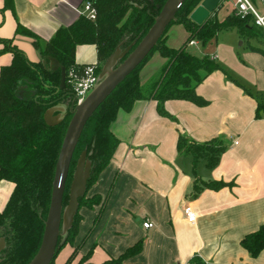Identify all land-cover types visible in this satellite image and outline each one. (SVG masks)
I'll return each mask as SVG.
<instances>
[{"label":"crops","instance_id":"obj_1","mask_svg":"<svg viewBox=\"0 0 264 264\" xmlns=\"http://www.w3.org/2000/svg\"><path fill=\"white\" fill-rule=\"evenodd\" d=\"M4 1L0 0V50L3 40L11 39L30 61L38 62L34 40L44 45L58 28L71 25L87 0H12L13 9L4 7ZM18 24L31 34L16 31ZM168 38L167 34L166 42ZM243 43L242 39L239 48L235 43L219 44L209 56L252 93L264 94V55ZM199 44L196 40L192 46ZM75 52L78 65L96 64L95 45H78ZM11 60V52H0V67ZM156 62L153 76L160 73L166 59ZM148 63L143 64L140 78ZM49 64L52 68V61ZM151 83L147 90L142 89L144 95ZM196 93L208 105L167 100L165 108L176 122L160 116L152 99H139L130 111H118L110 129L119 146L88 195L105 196L115 176L116 180L98 223L84 240L100 206L80 208L78 235L73 245L66 244L70 252L79 246L72 264L85 254L91 264L117 258L140 239L139 253L121 264H193V258L201 264H264V248L252 256L241 246L246 235L264 227V112L256 118L255 98L243 93L221 70L207 75ZM179 132L198 142L222 138L226 149L215 168L208 169L203 160L193 165L190 155L178 154ZM197 177L228 185L204 188L193 196ZM5 181H0V210L13 189ZM186 205L192 206L195 222L185 218ZM144 220L154 226L145 228Z\"/></svg>","mask_w":264,"mask_h":264},{"label":"trees","instance_id":"obj_2","mask_svg":"<svg viewBox=\"0 0 264 264\" xmlns=\"http://www.w3.org/2000/svg\"><path fill=\"white\" fill-rule=\"evenodd\" d=\"M97 10L95 20L80 15L71 25L60 27L44 45L35 39L33 44L40 54L38 62H32L10 40H3L4 47L0 52H11L9 65L0 67V181L7 180L13 184L11 195L0 210V239L4 245L0 250V264H28L34 257L44 230L51 197L53 175L60 145L66 126L71 118L69 107L73 102L71 85L65 78V87H60L61 69L66 73L78 65L75 61V48L78 45L93 44L97 52V73L103 70L104 63L115 50L121 51L130 46L129 52L119 58V65L131 52L134 46L144 37L154 18L160 12L165 0H89ZM202 0H184L172 20L165 28L163 35L152 48L147 58L133 72L126 76L120 84L106 97L92 113L83 127L77 146L71 159L66 181L62 207L69 200V186L76 168L77 159L85 151L90 163L89 177L85 194L78 198V211L73 216L71 226L58 237L54 255L66 244L73 245L78 235L79 222L82 219L81 207L93 208L99 205L100 211L93 218V224L85 237L98 223L116 180V176L108 187V193L88 195V190L99 178L100 173L112 161L119 139L110 126L116 119L118 111H130L139 99H152L156 102V111L160 116L176 122L177 119L165 108L167 100H186L195 106H206L208 101L196 93L197 85L215 70H221L227 79L238 85L243 93L256 100L255 117L260 118L264 112V94H254L238 83L209 55H199L187 49L191 41H198L204 46L221 30H233L240 39L246 40L253 52L264 55V47L249 44V40L262 42L264 31L254 25L250 18L236 17L232 12L226 14L222 21L216 17L221 4L202 22H194L190 14ZM4 7L12 8V0H5ZM13 9V8H12ZM172 24H182L188 33L179 47L167 45V30ZM16 31L31 34L17 25ZM157 51L166 59L164 67L151 83L149 93L142 92L140 70L150 55ZM58 61L59 66L52 69L50 60ZM114 66V67H115ZM100 82V81H99ZM19 91H24L22 96ZM64 107L62 120L50 126L45 122L44 112L51 107ZM177 152L190 155L193 165L200 160L208 169H213L226 149L225 141L215 137L206 141H194L184 133H178ZM228 183L222 181H204L197 177L192 185L193 196L204 188L218 189ZM62 232V228L60 229ZM82 240V241H83ZM241 246L252 256H256L264 248V232L262 228L251 232L241 240ZM78 247H73L63 264H72L76 259ZM142 239L127 247L117 258H110L99 264H121L126 258L139 253ZM54 256V258H55ZM54 258L50 264H53ZM88 254L82 255L76 264L88 263ZM193 264H201L196 258Z\"/></svg>","mask_w":264,"mask_h":264},{"label":"water","instance_id":"obj_3","mask_svg":"<svg viewBox=\"0 0 264 264\" xmlns=\"http://www.w3.org/2000/svg\"><path fill=\"white\" fill-rule=\"evenodd\" d=\"M184 0H165L160 12L154 18V23L144 34V37L134 46L126 58L115 66L116 62L129 52L130 46L124 50L117 49L115 53L104 63V68L99 74L100 82L92 89L82 102L76 103L74 99L69 107L72 115L63 136L60 151L56 160L54 179L51 187V197L48 206V212L44 221V230L41 237V243L34 254L33 259L28 264H50L54 258L55 249L58 243V237L64 233L72 224L73 216L78 211V198L85 194L86 182L89 177L90 163L86 159V152L83 151L77 159L76 168L73 172V178L69 186V200L67 205L62 207V199L68 172L71 165V159L76 148V144L82 133V129L89 120L92 113L102 104L106 97L128 76L135 68L144 61L152 51V48L163 35L165 28L174 20L175 13L182 5ZM221 0H202L201 3L190 14L194 22H204L210 13L217 9ZM56 69L59 63L51 59ZM115 66V67H114ZM60 76V87H65L66 69L63 66ZM64 107H51L45 110V122L54 126L62 120ZM58 112L57 114H54ZM61 114V115H60ZM62 228V232L60 229ZM264 232V227H262ZM4 241L0 239V250Z\"/></svg>","mask_w":264,"mask_h":264},{"label":"built area","instance_id":"obj_4","mask_svg":"<svg viewBox=\"0 0 264 264\" xmlns=\"http://www.w3.org/2000/svg\"><path fill=\"white\" fill-rule=\"evenodd\" d=\"M224 0H221V4ZM232 9L230 12L234 16L242 18H250L251 22L259 26L264 31V0H231ZM81 15L88 17L90 20H95L97 10L94 5L87 0L80 11ZM190 45L196 44V41H191ZM214 58V56H212ZM67 82L71 85V94L76 103L82 102L89 92L99 84V74L94 63L88 65L75 66L65 74ZM186 219L190 222H195V212L191 205H186L183 209ZM143 226L151 228L154 223L150 220H144Z\"/></svg>","mask_w":264,"mask_h":264},{"label":"rangeland","instance_id":"obj_5","mask_svg":"<svg viewBox=\"0 0 264 264\" xmlns=\"http://www.w3.org/2000/svg\"><path fill=\"white\" fill-rule=\"evenodd\" d=\"M232 9V1L231 0H224L221 4V7L216 11V17L219 21H222L226 14L229 13ZM167 34L169 36L168 40H167V44L173 47H179L180 44H182L186 37L188 36V33H186L185 28L183 27L182 24H172L168 30H167ZM236 40V42H235ZM239 42H241V39L237 38V33L232 31V30H221L216 37L212 38L211 41H209L207 44H205L204 46H202V44L200 43L198 46L194 47L192 45H187V49H189L191 52L193 53H197L199 55H206V54H210L212 53V50L216 49V46L219 44H233L235 43V47H238ZM249 44L252 45H261L264 47V39L262 40V42H256L254 40H249ZM243 47H247V42L246 40H244L243 43ZM157 59H162L157 51L153 52L148 61L149 63L146 65V67H144V69L141 72V81H142V89L145 91L147 90V86L148 83L150 81L153 82V80L156 79L157 75L156 74L157 71L156 69L158 68L157 65ZM98 85V84H97ZM20 95H24L25 92L24 91H19ZM8 183H11L10 181H5ZM69 249V245H65L63 246V248H61L57 255L54 258V262L53 264H63L64 261L66 260V258L69 256L70 251H68ZM84 264V263H83Z\"/></svg>","mask_w":264,"mask_h":264}]
</instances>
